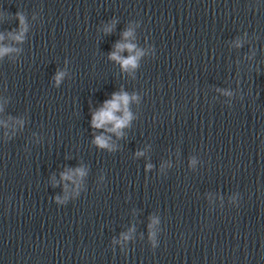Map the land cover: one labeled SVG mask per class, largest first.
Returning a JSON list of instances; mask_svg holds the SVG:
<instances>
[{
    "label": "clouds",
    "instance_id": "1",
    "mask_svg": "<svg viewBox=\"0 0 264 264\" xmlns=\"http://www.w3.org/2000/svg\"><path fill=\"white\" fill-rule=\"evenodd\" d=\"M17 17L20 21V31L18 34H10L12 38L16 41H22L24 38V32L27 31V26L25 23V18L23 15L17 13ZM112 29L111 27L107 28L106 31L110 32ZM123 36L125 40H127L128 37L132 36V30L128 29L123 33ZM3 39V36H0V40ZM116 51H113L110 53L109 58L117 61L121 64L122 68L124 70L128 69H134L137 67L138 59L143 53L136 49V45L132 43H117ZM124 50H127L129 52L128 57H122L119 53L123 52ZM11 51H14L12 48L8 47H0V56H3L6 53H9ZM134 53V54H133ZM64 76L63 72H58L56 74V82L59 84L60 80ZM137 99L135 96H129L127 93H119V94H113V97L111 100L106 101L104 104V107L101 108L98 112H96L93 115L92 118V125L95 128H106L107 125L111 124V128H107V131L110 132H116L118 135L120 134V129L126 127L129 123V121L132 119L131 113L128 111V104L131 100ZM118 112H123L122 116L117 115ZM107 137L101 135L97 136L95 139V143L100 147H108L107 143ZM76 173L80 176L84 175V172L82 169H77ZM64 179H71L72 175L67 174L63 177ZM153 224L156 223L155 220L152 221ZM151 228V225L149 226ZM154 233L150 232V237L153 236ZM128 236H124V239H128Z\"/></svg>",
    "mask_w": 264,
    "mask_h": 264
}]
</instances>
